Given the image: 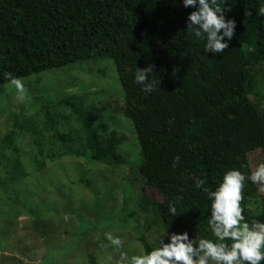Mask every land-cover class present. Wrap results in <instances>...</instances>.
<instances>
[{"label": "trees", "instance_id": "obj_1", "mask_svg": "<svg viewBox=\"0 0 264 264\" xmlns=\"http://www.w3.org/2000/svg\"><path fill=\"white\" fill-rule=\"evenodd\" d=\"M258 7V0H231L225 18L236 21L235 34L229 48L213 55L187 30L194 9L184 8L182 0H0V85L9 82L5 72L24 78L82 60L112 59L125 93V115L140 144L139 170L165 196L156 203L164 229L203 235L211 201L195 188L196 178L207 174V186L215 189L227 169L250 173L248 154L264 151V111L250 97L257 85L250 66L264 62ZM148 65L159 82L151 94L134 81L137 68ZM58 103L73 111L86 133L83 147L65 144L68 152L95 162L128 163L118 152V134H100L80 99ZM48 115L46 108V125ZM256 191L246 182L242 207L249 222L264 221V213L248 210ZM136 238L145 251L155 247L145 234Z\"/></svg>", "mask_w": 264, "mask_h": 264}, {"label": "rangeland", "instance_id": "obj_2", "mask_svg": "<svg viewBox=\"0 0 264 264\" xmlns=\"http://www.w3.org/2000/svg\"><path fill=\"white\" fill-rule=\"evenodd\" d=\"M250 72L257 82L250 97L264 111V62ZM20 79L23 97L9 82L0 85V264H119L120 251L144 249L138 234L158 246L164 227L156 203L165 196L139 170L140 144L125 115L113 60H82ZM66 97L92 111L100 134H118V152L128 163L68 152L65 144L83 147L86 133L73 111L58 103ZM248 159L252 170L264 162L263 149ZM15 174L20 176L13 182ZM255 185L248 210L258 216L264 213V191ZM107 232L120 236V251L106 240ZM196 238L213 237L207 231ZM162 239L168 242V235Z\"/></svg>", "mask_w": 264, "mask_h": 264}, {"label": "clouds", "instance_id": "obj_3", "mask_svg": "<svg viewBox=\"0 0 264 264\" xmlns=\"http://www.w3.org/2000/svg\"><path fill=\"white\" fill-rule=\"evenodd\" d=\"M258 3L257 14L264 17V0ZM182 4L184 8L194 9L187 16V30L195 40L203 42L204 53L217 55L229 48L236 28L234 19L225 18V11H231V0H182ZM153 72V65L138 67L135 71L134 81L145 93L151 94L159 84L151 78ZM3 75L23 97L26 89L22 80L10 72ZM179 159L175 158L176 163ZM248 181L260 185V190L264 191V162L250 173L240 168L227 169L215 189L207 186V174L196 178L195 188L202 190L211 201L208 229L213 238H190L188 231L169 233L162 229L158 246L131 255L120 251L123 248L120 236L107 232L105 238L120 251L119 264H261L264 261V221L252 219L249 222L242 207ZM169 211L177 215L175 205L170 204ZM165 235L168 242L162 239Z\"/></svg>", "mask_w": 264, "mask_h": 264}]
</instances>
